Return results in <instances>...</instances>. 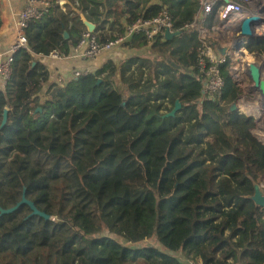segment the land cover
Instances as JSON below:
<instances>
[{
	"label": "trees",
	"instance_id": "trees-1",
	"mask_svg": "<svg viewBox=\"0 0 264 264\" xmlns=\"http://www.w3.org/2000/svg\"><path fill=\"white\" fill-rule=\"evenodd\" d=\"M68 1L78 2L71 12L52 1L30 22V50L15 54L0 90V264H186L180 255L264 264V207L251 199L264 177V142L254 117L229 110L244 92L232 79L234 58L221 66L222 98L203 93L199 32L186 27L198 0ZM224 3L203 27L218 24ZM163 9L175 36L151 45L162 59L108 64L41 99L49 74L33 66L35 55H71L87 32L82 15L105 42L117 38L102 33L111 18L129 25ZM126 46L148 44L141 34ZM247 51L264 59V37L249 39ZM23 199L50 218L18 206ZM152 239L157 246L144 244Z\"/></svg>",
	"mask_w": 264,
	"mask_h": 264
},
{
	"label": "built area",
	"instance_id": "built-area-1",
	"mask_svg": "<svg viewBox=\"0 0 264 264\" xmlns=\"http://www.w3.org/2000/svg\"><path fill=\"white\" fill-rule=\"evenodd\" d=\"M220 0H198L199 11L194 21L187 25L188 29L197 30L201 48L199 51L197 71L204 78L203 93L210 98H222L225 81L221 73V66L228 59L237 58L235 48L241 46L247 50L249 40L247 38H237L234 33L235 26L251 13L246 7L240 6L238 0H227L225 5L218 8V24L211 28L203 27L205 17L212 14L218 7ZM250 6H254L256 12L264 7V0H246ZM254 4V5H253ZM51 8L50 0H26L24 10L21 12L17 21V38L16 42L5 54H0V77L5 84L12 76V67L14 56L21 50L29 51V45L26 37L27 28L32 21L41 20ZM257 14V13H251ZM264 17V16H262ZM264 26V25H263ZM262 26V27H263ZM260 28V27H259ZM257 29V34L258 30ZM168 33H175L174 21L167 9H163L158 15L151 18L140 17L133 23L126 26L125 34L114 40L100 42L96 35L86 32L79 44L74 48L71 55L66 56L53 52L51 56L57 59H84L91 60L101 55L104 51L111 50L123 44L125 41L132 39L136 35H143L148 46L152 45L158 37L166 38ZM218 33L219 37L227 42L224 54H220L211 46L207 38L214 37ZM264 34V33H263ZM264 37V35H263ZM240 48V47H239ZM233 52V53H232ZM234 54V55H233ZM237 60H239L237 58ZM237 67V66H236ZM234 67L232 79L235 84L241 88L244 87L239 70ZM89 73L76 72L75 78L88 75ZM190 264H202L200 260L188 259Z\"/></svg>",
	"mask_w": 264,
	"mask_h": 264
},
{
	"label": "crops",
	"instance_id": "crops-1",
	"mask_svg": "<svg viewBox=\"0 0 264 264\" xmlns=\"http://www.w3.org/2000/svg\"><path fill=\"white\" fill-rule=\"evenodd\" d=\"M50 1L57 2L66 13H69L72 10H74V5H78V2H75V4H73V1L70 2L68 0H50ZM126 1L127 0H123L121 2V5H124ZM224 1L225 3L223 5L227 3V0ZM242 1L247 3L246 0H242ZM106 2L107 0H104V3ZM247 4L249 5V3ZM25 5H26V0H0V54L7 53L9 49L13 46V44L16 42L17 21L20 17L21 12L24 10ZM102 11H104V13L107 12V10L103 8ZM249 11H252L251 13H257L255 9ZM251 13H246V14L250 15ZM82 17L84 21L87 20L83 15ZM103 20H107L106 17H104ZM93 24L96 26L95 23ZM127 25L128 23L127 21H125V19H121L120 21H117L111 18L109 22L104 26L102 33L107 38H111V37L118 38L123 36L119 32V30H121V27L123 26L124 29H126ZM99 33L96 34L94 33V34L97 36ZM211 38L219 42V44H216L214 48L218 53L221 54L222 51L226 49L227 42L221 39L218 33H216L215 36ZM129 41H131V39L125 41L123 44L117 47H114L111 50L104 51L101 55H98L96 58L91 60L75 59V58L57 59L51 55L49 56L35 55L34 62H36V64L40 63L44 65L49 74V79L45 83L44 88L40 93L41 99L46 98L45 96L46 92L54 85L63 87L66 86L72 80L78 79L75 78L76 72L94 73L97 70L101 69L103 66H106L108 64H113L117 67H120L126 60L134 57H144V58H150L152 60H160L163 58L162 55L155 53L153 51L151 45L148 46L147 48L130 49L128 46H126V43ZM115 81L118 83V85L119 82L120 85H122L119 76L115 78ZM5 86L6 84L0 77V90H4ZM243 98L240 96L235 101V103L238 105V108H239V103L241 104L243 102L244 100ZM239 112L243 113L241 112V110ZM179 258L182 261H184L186 264H190L189 261H187L188 259H186L184 256L180 255Z\"/></svg>",
	"mask_w": 264,
	"mask_h": 264
},
{
	"label": "water",
	"instance_id": "water-1",
	"mask_svg": "<svg viewBox=\"0 0 264 264\" xmlns=\"http://www.w3.org/2000/svg\"><path fill=\"white\" fill-rule=\"evenodd\" d=\"M264 7L261 8L257 14H250L243 18L242 21L238 22L235 26L234 33L237 38H247L248 40L253 37H258L257 29L264 25ZM84 24L88 30V32L94 34L96 30V26L88 20L84 21ZM175 36V33H168L166 35V39H172ZM65 37L68 38V33H65ZM240 46H237L235 50L237 51ZM225 53V49L222 51V54ZM245 55V54H244ZM36 65V62L33 63V66ZM245 73L249 78L253 89L260 94L262 97V102L264 104V63H256V62H245ZM181 104L177 102L175 109L171 112L170 116H175L176 113L180 110ZM231 112L240 111L238 105L234 102L229 109ZM7 112L4 115L3 124L7 121ZM245 114V113H244ZM246 115V114H245ZM248 116V115H247ZM253 117V116H249ZM256 118V117H255ZM251 199L255 202L256 205L264 207V190L258 184H255V193L251 196ZM23 203H28L34 211V214H38L46 219H49L50 216L46 213L39 211L35 205L23 199L22 202L18 204L20 206Z\"/></svg>",
	"mask_w": 264,
	"mask_h": 264
},
{
	"label": "rangeland",
	"instance_id": "rangeland-1",
	"mask_svg": "<svg viewBox=\"0 0 264 264\" xmlns=\"http://www.w3.org/2000/svg\"><path fill=\"white\" fill-rule=\"evenodd\" d=\"M254 5V4H253ZM249 10H252V9H255L254 6H248ZM263 33H258V36L260 37H263ZM233 53V52H232ZM234 55V54H233ZM234 60L238 63L237 65V69L239 70L240 72V75H241V78L243 80V83H244V87L242 88L243 89V94L241 95V97H245L247 98L246 100L250 103H263L262 102V97L260 96V94H258L252 87V84L249 80V78L246 76V73H245V65L243 62L237 60L236 56H234ZM252 62H256V63H264V59L262 57H260L259 60L256 59V57L253 55V58L252 60H250ZM119 86L121 88L122 85H120V82H119ZM255 118V117H254ZM256 121H257V124H258V128L256 129L255 131V134L257 135V137L264 142V121L262 119H259V118H255ZM262 189L264 190V177L262 179V183L259 184ZM144 244H149V245H155L157 246V243L155 242L154 239L152 240H149V241H146Z\"/></svg>",
	"mask_w": 264,
	"mask_h": 264
},
{
	"label": "bare ground",
	"instance_id": "bare-ground-1",
	"mask_svg": "<svg viewBox=\"0 0 264 264\" xmlns=\"http://www.w3.org/2000/svg\"><path fill=\"white\" fill-rule=\"evenodd\" d=\"M258 33H264V26L259 28ZM236 54L239 61L243 63L249 62L253 58V55H251L246 49H243L241 46L236 51ZM243 99V102L241 104L239 103L241 112L245 113L248 116H253L264 121V104L250 103L246 100L247 98L245 97Z\"/></svg>",
	"mask_w": 264,
	"mask_h": 264
}]
</instances>
